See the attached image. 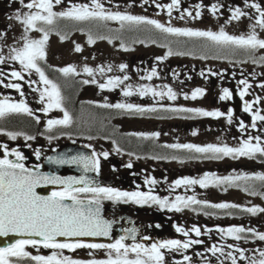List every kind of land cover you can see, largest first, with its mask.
Returning <instances> with one entry per match:
<instances>
[{
  "label": "flooded vegetation",
  "instance_id": "1",
  "mask_svg": "<svg viewBox=\"0 0 264 264\" xmlns=\"http://www.w3.org/2000/svg\"><path fill=\"white\" fill-rule=\"evenodd\" d=\"M27 2L29 0H25V3ZM90 2L91 0H62L60 5L54 6V11L65 10L72 4H90ZM101 2L112 11L119 10L132 15H142L149 19H157L165 25H168L170 21L174 27L213 31H219L223 26L225 31L233 35L247 33L250 25L254 24L258 18L254 9L245 6V0H181L179 8L173 10L171 17L166 8L156 7L157 3L163 6L171 3V0H155V3L152 0H148L147 3L144 0H101ZM248 2H258L264 6V0H248ZM197 4H202L203 7L197 9ZM213 4L223 5L215 16L210 11V6ZM237 6L249 12L250 16L229 22L230 9ZM184 9L192 11L193 16L199 10L202 15L199 19L186 15L184 19H180ZM17 10L29 11L19 3V0H0V32L4 33V36L0 38V52L6 58L10 54L11 47L17 46L18 42L22 43L21 37L24 35L23 25L13 18ZM53 27L54 30L50 32L46 46V61L41 62V65L46 75L60 86L64 97V107L73 116L72 125L48 129V120L62 118L63 112L56 108L48 112L43 111L47 101H40V91L45 85L39 81V76L34 71L23 73L25 76L23 81H12L22 85L23 96L16 89L0 85V98L8 96L15 102L24 100L33 111V115L13 113L0 118V128L3 129V132H0V143L8 145L9 149L17 148L21 151L26 157L25 166L32 167L41 164L52 151L67 144H80L89 148L91 153L93 150L97 153L109 152L108 158H101L100 173L98 175L94 173L101 186L114 187L123 191H151L152 194L161 198L167 197L169 201H175L176 196L195 195L197 199L207 200L210 203H216L218 196L225 197V199L231 197L233 191L239 188L243 190L246 184H252L257 190H261L259 181H240V187H228L224 193L221 191L225 186H210L207 189L199 185L175 187V181L178 179L199 178L206 172L215 173L218 176L264 173V157L258 155L254 160L246 157L235 160L231 157L210 160L190 153L186 149H173L167 145L176 143L201 145L203 139L205 142L203 145L227 143L229 146H238L239 142L249 135L264 138V122L258 121L257 127L251 128L252 114L243 110L245 101L254 102L259 96L262 99L254 104V109H259L261 114H264V88L259 86L264 82V63H252L248 53L244 50L219 49L205 38L174 36L162 33L147 24L125 23V26L121 28L118 21L80 22L61 18ZM257 32L261 38H264V30L257 28ZM73 33L80 34L75 44H80L82 50L80 52L74 50L70 55L72 58L68 59V42L73 39ZM89 33L96 39L94 44L88 43ZM28 35L39 39L42 33L31 31ZM61 35H66L67 38L61 40ZM100 36L105 38H97ZM169 47L174 53L183 52L185 54H174L159 60L158 57L166 56ZM256 55H264V50H258ZM81 62H87V66L93 69L104 67L105 72L101 74L96 71L94 76H89L78 70H82L79 67ZM121 64L127 65L123 71L119 68ZM69 65L75 66L78 74L65 76L58 70ZM109 66H111V71H107ZM12 69L20 70L19 62L9 61L0 64V71L7 74H10ZM153 69L156 70L157 75L149 80L147 77ZM125 75L129 79L119 87L104 89L99 87L110 77L120 76L123 79ZM3 79L5 85L9 83V75H5ZM92 79H95L97 83H83L84 80L91 81ZM243 79H247L251 87L242 98L239 92L243 85L239 82ZM29 81L37 83L31 84ZM128 85L132 86L128 90H131L133 95L125 97L123 92ZM141 85H148L157 91H167L164 87L166 85L177 93V99L175 101L167 97L162 99L151 93L140 96L137 89ZM196 88L205 89V94L193 100L190 97ZM223 88H228L232 92L230 99L223 101L219 99ZM72 92H76L79 98L76 103L68 101V93L71 98ZM185 94L189 98L186 99ZM116 103H132L144 108L155 107L158 110L140 114L126 109L101 106ZM161 106L163 108L220 110L225 114L232 109L233 120L229 124L226 115L219 118L195 116L192 113L165 111ZM36 117H39V122ZM241 120L247 126L244 132L239 129ZM194 131L196 135L192 134ZM8 132L20 135L12 140L7 135ZM153 132H159L160 135L148 138L135 135L136 133L150 134ZM26 135L35 138L26 140ZM37 149L41 151L39 159L35 156ZM10 158L14 159V157ZM129 163L132 165L131 168L127 167ZM152 180L156 183H150ZM218 188L220 192L216 191ZM245 194L249 195L247 192ZM253 197L261 198L258 195ZM229 203L242 205L235 201ZM228 212L232 214L229 215ZM102 215L114 221L108 243L114 242L121 235H128L127 230L132 228L136 229L135 242L145 246L165 239L181 241L200 239L203 241L202 244L193 245L181 252L166 251V264H174V261L182 260L183 255L191 257L190 264H209V262L220 264L224 257L220 253L214 256L207 251L213 244L224 246L229 243H239L240 247L248 250L247 255L249 256L252 255L253 249L264 248V241L237 242L217 231L218 227L227 228L239 225L251 226L264 231V224L261 223L264 215L252 216L238 209L220 210L193 206L177 212L151 203L146 205L131 202L115 204L105 200L102 201ZM194 225L201 228V236L197 237L194 232L189 231V236L185 237L176 231L177 226L191 230ZM133 242L131 237L125 240L127 244ZM26 251L31 255L47 256L53 250L27 246ZM62 251L66 256L81 260L93 257L103 259L107 256L105 250L77 249L71 251L65 249ZM225 251L228 249L226 248ZM16 264H35V261H32L30 257H24L20 258ZM184 264H189V262H184ZM224 264H231V261L226 260ZM240 264H247V261H241Z\"/></svg>",
  "mask_w": 264,
  "mask_h": 264
},
{
  "label": "snow or ice",
  "instance_id": "2",
  "mask_svg": "<svg viewBox=\"0 0 264 264\" xmlns=\"http://www.w3.org/2000/svg\"><path fill=\"white\" fill-rule=\"evenodd\" d=\"M144 2L147 3L148 0H144ZM152 2L155 3V0H152ZM19 3L29 10L27 12L17 10L13 17L23 25L24 35L21 37L22 43L18 42L17 46L11 47L7 58L0 52V64L15 61L19 62L21 69H12L10 74L0 71V85L16 89L23 96L22 85L12 81H23L25 79L23 73L25 72L31 73L34 71L38 74L39 81L45 85L43 90L40 91V101H47L43 111L48 112L56 108L63 112L62 118L48 120L47 127L49 130L57 126L68 127L73 123V116L64 107V97L61 94L60 86L46 75L45 69L41 65V62L46 61V46L50 32L54 30L53 26L56 21L61 18L80 22L90 20L118 21L121 28L125 26V23L130 25L147 24L162 33L174 36L205 38L219 49L244 50L248 53L252 63H264V55H256L258 50H264V38H261L257 32V28L264 30V6L258 2L249 3L248 0H245V6L254 9L258 14V18L254 24L250 25V30L247 33L240 35L229 34L223 26H221L219 31H213L211 29L198 30L188 27H174L170 21L168 25H165L157 19H149L142 15H132L119 10L112 11L106 8L101 0H91L90 4H72L62 11H54V6L60 5L62 0H29L27 3H25V0H19ZM180 4L181 0H171V3L163 6L157 3L156 7L166 8L168 15L171 17L173 10L178 9ZM202 7V4L196 5L197 9H201ZM222 7L223 5L213 4L210 6V11L215 16ZM230 12L229 22L238 21L242 17L250 16L249 12L244 11L239 6L230 9ZM185 15L193 19H199L202 13L197 10L195 16H193L192 11L184 9L179 18L184 19ZM31 31L41 32L42 36L39 39L32 38L28 35ZM3 36L4 33L0 32V38ZM60 38L64 40L67 37L66 35H61ZM97 38L104 39L105 37L100 36ZM95 42L96 39L89 33L88 43L94 44ZM74 50L80 52L82 50L81 45L75 44ZM174 54L184 55L185 53H174L169 47L166 56L158 57V59L163 60ZM126 67V64L119 65L121 71ZM58 70L65 76L78 74L77 69L73 65ZM96 71L103 74L105 68L99 67L98 69H93L87 65L83 67V72L89 76H94ZM107 71H111V66L107 68ZM201 74L203 75V73ZM212 74L216 75V73ZM5 75H9V83L6 85L3 79ZM156 75L157 72L153 69L147 79L151 80ZM128 79L129 77L126 75L123 79L120 76L110 77L106 83H101L99 87L101 89L116 88L124 84V81ZM29 83L35 84L37 82L29 81ZM83 83H97V81L95 79L91 81L84 80ZM239 83L243 85L242 90L239 92V95L243 98L248 93L251 84L247 79H243ZM259 86L264 88V82ZM164 87L167 88V91H157L148 85H141L137 91L140 96H146L151 93L153 96H158L162 99L167 97V99L175 101L177 93L171 87L166 85ZM131 88L132 86L128 85L127 89L123 92L125 97L133 95V92L128 90ZM204 94L205 89L196 88L192 91L190 98L195 100ZM232 95V92L228 88H223L219 99L222 101L228 100ZM185 98H189L187 94H185ZM261 99V97L257 96L254 102L245 101L244 103L243 110L252 114L251 128L253 129L257 127L258 121L264 122V114H261V110L254 109V104L259 103ZM101 106L126 109L140 114L158 110L155 107L144 108L132 103L104 104ZM161 107L165 111L192 113L195 116L219 118L226 115L229 124L233 120L232 109H229L225 114L220 110L208 111L203 108ZM13 113L33 115L32 109L29 108L24 100L15 102L8 96L0 98V118ZM36 119L39 122V117H36ZM246 128L247 126L244 121L241 120L239 129L244 132ZM0 131H3V129L0 128ZM192 134L196 135L197 133L194 131ZM7 135L12 140H15L20 134L8 132ZM135 135L148 138L149 136L158 137L160 133H136ZM34 138L33 136H25L26 140H33ZM49 139H52V137H49ZM167 147L186 149L190 153L198 154L204 159L210 160H220L225 157H231L234 160L246 157L254 160L258 155L264 157V138L261 136L249 135L246 139H242L238 146H229L227 143H208L203 146L191 143H176L167 145ZM0 151L3 152V156L0 157V237H7L10 234L22 237L9 243L7 246L0 247V264H16L20 258L24 257H30L32 261H35V264H166V251L181 252L182 250L191 248L193 245L203 243L200 239H188L184 241L165 239L154 242L150 246H145L142 243L135 242V228L128 229V235H121L112 243H100L84 239L109 237L111 235L114 221L106 219L101 214L102 201L105 200L115 204H127L131 202L146 205L151 203L177 212L193 206H200L220 210L238 209L252 216L264 214V207L259 205L242 206L228 202L210 203L207 200L197 199L195 195L176 196L175 201H169L167 197L161 198L158 195L152 194L151 191H123L114 187L101 186L95 179L87 175L63 177L54 173L50 174L42 172L40 165H36L34 168L26 167L24 163L26 157L17 148L9 149L8 145L0 143ZM35 156L37 159L40 158L41 151L39 149L35 151ZM108 156L109 152L107 151L97 153L93 150L90 155H60L48 157V161L55 165H79L82 166L85 173H96L98 175L101 171V158L106 159ZM10 157H14V159ZM173 158L175 159V157ZM127 167L131 168V163ZM240 181H259L261 190H257L252 184H246L243 190L249 195H258L264 198V173L218 176L215 173L206 172L199 178L184 177L178 179L175 181V187L199 185L201 188L207 189L210 186H225L223 190L227 191L228 187H240ZM150 183L155 184L156 181L152 180ZM46 185H57L59 187L48 195L40 194L38 189ZM228 214L231 215L232 213L228 212ZM176 231L182 233L185 237L189 236V231L194 232L197 237L202 235L201 228L195 225L191 230L177 226ZM208 231L212 230L208 229ZM217 231L223 236L231 237L237 242L249 240L264 241V231H259L251 226L218 227ZM129 237L134 241L132 244L125 243V240ZM145 239H148V237H145ZM27 246L34 248L43 247L45 249H52L53 251L47 256L31 255L26 251ZM226 248L228 251H225ZM65 249L71 251L77 249L105 250L107 256L103 259L95 257L88 260L73 259L63 254L62 250ZM207 251L211 252L214 256L220 253L224 257V260H221L220 264H224L226 260H230L231 264H240L241 261L245 260L247 264H264V248L253 249L251 256L247 255L248 250L240 247L239 243H229L224 246L213 244ZM197 255H200V253H197ZM184 262H189L190 264L191 257L183 255V259L174 261V264H184Z\"/></svg>",
  "mask_w": 264,
  "mask_h": 264
},
{
  "label": "water",
  "instance_id": "3",
  "mask_svg": "<svg viewBox=\"0 0 264 264\" xmlns=\"http://www.w3.org/2000/svg\"><path fill=\"white\" fill-rule=\"evenodd\" d=\"M90 155V150L82 145L79 144H67L66 146L52 151L40 164V170L42 172L46 173H54L63 177L68 176H80V175H87L93 179H95L99 183V179L94 175V173H85L82 169V166L79 165H55L48 161V157H57L60 155ZM0 157H2V152L0 151ZM28 167V166H26ZM28 168H34V167H28ZM57 185H46L41 189H38L40 194L42 195H48L50 194V191H53L54 189L58 188ZM102 214V212H101ZM22 237L16 235V234H10L7 237H0V247L7 246L9 243L14 242L17 239H21ZM109 237H91V238H84L89 241L93 242H107L109 241ZM63 239V238H61Z\"/></svg>",
  "mask_w": 264,
  "mask_h": 264
},
{
  "label": "rangeland",
  "instance_id": "4",
  "mask_svg": "<svg viewBox=\"0 0 264 264\" xmlns=\"http://www.w3.org/2000/svg\"><path fill=\"white\" fill-rule=\"evenodd\" d=\"M72 37H73V39L68 42V59L72 58L70 55H71L72 52H74V45H75V42L77 41V39L80 38V34L73 33ZM207 62H209V61H207ZM85 65H87V62H81L79 67L82 70H80V69H78V70L80 72H82V73H85V72H83V67ZM70 100L73 103H76V102L79 101V98H78L76 92H72L71 93V98H70V93H68V101L70 102ZM202 132H204V131H202ZM203 144H205V142L202 139L201 140V145H203ZM216 191L220 192V189L218 188V189H216ZM224 192H225L224 190L221 191V193H224ZM226 197H228V195ZM258 197H260V196H258ZM231 201L232 202L235 201L237 203H241L243 206L259 205L261 207H264V200L262 199V197L259 198V199H256L252 195H246L245 192L241 188L233 191L232 192V196L227 198V199H225V197L221 198V197L218 196L217 200H216V203H224V202H228L229 203ZM262 215H264V214H262ZM255 222H254V225H256ZM261 223L264 224V219L262 220Z\"/></svg>",
  "mask_w": 264,
  "mask_h": 264
}]
</instances>
